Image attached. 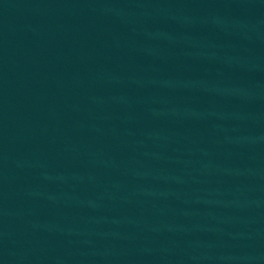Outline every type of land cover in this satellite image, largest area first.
Segmentation results:
<instances>
[{
  "label": "water",
  "instance_id": "obj_1",
  "mask_svg": "<svg viewBox=\"0 0 264 264\" xmlns=\"http://www.w3.org/2000/svg\"><path fill=\"white\" fill-rule=\"evenodd\" d=\"M0 264H264V0H0Z\"/></svg>",
  "mask_w": 264,
  "mask_h": 264
}]
</instances>
